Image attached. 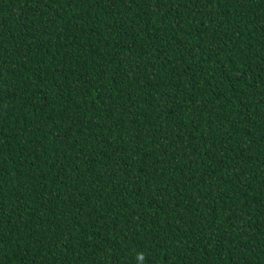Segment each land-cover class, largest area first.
<instances>
[{
  "label": "trees",
  "instance_id": "obj_1",
  "mask_svg": "<svg viewBox=\"0 0 264 264\" xmlns=\"http://www.w3.org/2000/svg\"><path fill=\"white\" fill-rule=\"evenodd\" d=\"M0 264H264V0H0Z\"/></svg>",
  "mask_w": 264,
  "mask_h": 264
},
{
  "label": "clouds",
  "instance_id": "obj_2",
  "mask_svg": "<svg viewBox=\"0 0 264 264\" xmlns=\"http://www.w3.org/2000/svg\"><path fill=\"white\" fill-rule=\"evenodd\" d=\"M138 258L142 260L143 259V254L142 253L138 254Z\"/></svg>",
  "mask_w": 264,
  "mask_h": 264
}]
</instances>
